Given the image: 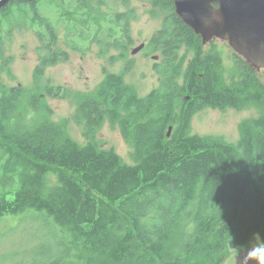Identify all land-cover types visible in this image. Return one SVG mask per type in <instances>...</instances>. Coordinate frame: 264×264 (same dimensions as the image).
I'll return each instance as SVG.
<instances>
[{"label":"trees","instance_id":"16d2710c","mask_svg":"<svg viewBox=\"0 0 264 264\" xmlns=\"http://www.w3.org/2000/svg\"><path fill=\"white\" fill-rule=\"evenodd\" d=\"M58 1L57 20L41 12L56 8L52 0L0 7L5 17H27L37 49L47 52L35 78L68 58L55 46L59 25L78 32L66 44L81 50L84 39L95 37L80 34L86 31L80 25L97 24L99 34L102 24L134 18L133 9L119 10L127 0ZM150 2L165 12L145 51L161 57L153 64L160 85L141 97L111 72L92 93L77 94L73 120L84 128V144L50 119L41 94L23 101V87L6 88L0 75V224L14 221L0 230V243L22 222L33 235L17 249L0 246V264H221L252 233L264 240V84L235 53L225 76L222 50L204 49L173 0ZM0 59V73L13 77L10 56L0 51ZM46 90L64 95L60 85ZM21 104L31 119L39 117L23 122ZM250 106L258 115L240 125L236 144L190 132L198 110ZM104 122L117 125L131 144L130 162L98 145L95 134Z\"/></svg>","mask_w":264,"mask_h":264},{"label":"rangeland","instance_id":"374dc122","mask_svg":"<svg viewBox=\"0 0 264 264\" xmlns=\"http://www.w3.org/2000/svg\"><path fill=\"white\" fill-rule=\"evenodd\" d=\"M52 2L56 8H44L41 9V12L46 17L57 20L62 4L58 0H52ZM127 2L124 6L119 5V10H134V18L130 22L132 43L121 44L117 42L116 46L113 44L107 46L105 41L107 35L104 30V26L107 24H102L103 28L99 29V34H97L98 31H95L97 24H90L87 28L84 27L85 25L79 24L81 28L86 29L80 34L93 35L95 41L84 39L82 46L77 42L81 50H75L67 46L66 41L73 42L77 39L74 35L78 32H69L65 27L59 25L58 30L60 32L55 46L67 51L68 58L47 66L44 73L37 78L34 77V70L40 64V58L47 52H40L37 49L39 41L36 31L29 26L30 20L16 14L5 17L0 13V51H3L6 56H10V68L13 73V77L7 72L0 73L2 84L6 88L22 86L25 91L22 96L23 101L30 94H41L44 103L52 110L50 119L64 124L66 134L78 144H84L86 137L83 126L78 125L73 120L77 106V94L92 93L106 75L111 72L122 74L125 82L130 83L136 94L141 97L146 96L160 85L159 74L153 67L154 62L161 59L158 52L146 55V47L135 54H132L131 50L140 44L148 43L152 34L160 29L165 12L153 7L150 0H127ZM101 10L107 11L105 6ZM108 25L113 27L114 32L117 31L116 24ZM200 38L202 40L201 36ZM120 40L123 42L122 37ZM201 42L204 49L208 50L211 42L209 40L204 43ZM110 46L113 47L109 48ZM107 47L108 51H106ZM214 47L220 48L223 52L224 75L227 76L230 69L233 68V53L235 52L227 41L221 39H214ZM188 57L190 59L191 54ZM254 70L258 72L264 84V68ZM59 85L64 90L62 97L46 94L48 86ZM20 110L24 112L23 122H30L39 117L35 116L31 119L25 104L20 105ZM257 115L258 109L254 106L243 109L226 108L224 110L205 107L192 116L190 132L201 137L221 138L228 143L236 144L240 138V125L252 120ZM95 139L100 147L113 149L124 161H131V144L123 139L117 125L112 126L109 122H104L96 132ZM13 224L14 221H10L8 224L1 223L0 230ZM26 227V222H22L17 224L15 231L7 232L8 237L3 238L0 243L1 251L17 249L19 245L33 238ZM254 234L259 236L256 232L252 233L246 244L236 249L237 255L236 250L228 251L220 263L243 264V257L250 243L253 242ZM248 264H254V262L248 261Z\"/></svg>","mask_w":264,"mask_h":264},{"label":"water","instance_id":"95a60500","mask_svg":"<svg viewBox=\"0 0 264 264\" xmlns=\"http://www.w3.org/2000/svg\"><path fill=\"white\" fill-rule=\"evenodd\" d=\"M10 0H0V7ZM175 13L203 43L226 40L253 69L264 68V0H173ZM140 44L132 54L143 48ZM188 98V96H187ZM171 126L168 128L169 136Z\"/></svg>","mask_w":264,"mask_h":264},{"label":"flooded vegetation","instance_id":"af4514ba","mask_svg":"<svg viewBox=\"0 0 264 264\" xmlns=\"http://www.w3.org/2000/svg\"><path fill=\"white\" fill-rule=\"evenodd\" d=\"M116 25H117V31H115V32L113 31V27L109 26L108 24L105 26V29H106L105 34L107 35L106 45L109 46L110 44H113L114 46H116L117 42H119L121 44H123L125 42L132 43L133 37L130 34V25L131 24H116ZM120 37H122L123 42H122V40H120ZM214 39H220V38L212 37L209 41L213 45H214ZM224 41H226V40H224ZM111 47H113V46H110L109 48H111ZM144 47H146V44L143 46V48ZM134 48H136V47H134ZM134 48H132V50ZM132 50H131V53H132ZM106 51H108V47H107ZM188 61H189V57H186L184 64H186ZM156 62H160V59L159 60L157 59Z\"/></svg>","mask_w":264,"mask_h":264},{"label":"clouds","instance_id":"9594fccd","mask_svg":"<svg viewBox=\"0 0 264 264\" xmlns=\"http://www.w3.org/2000/svg\"><path fill=\"white\" fill-rule=\"evenodd\" d=\"M248 261H253L254 264H264V240H261L256 234H254L253 242L250 243L242 260L243 264H248Z\"/></svg>","mask_w":264,"mask_h":264},{"label":"bare ground","instance_id":"6f19581e","mask_svg":"<svg viewBox=\"0 0 264 264\" xmlns=\"http://www.w3.org/2000/svg\"><path fill=\"white\" fill-rule=\"evenodd\" d=\"M140 50H141V49H140ZM140 50H139V51H140Z\"/></svg>","mask_w":264,"mask_h":264}]
</instances>
